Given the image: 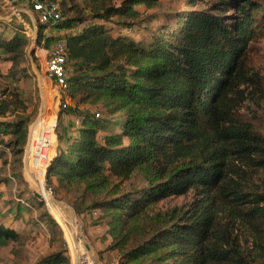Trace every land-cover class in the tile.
Here are the masks:
<instances>
[{"label":"trees","instance_id":"16d2710c","mask_svg":"<svg viewBox=\"0 0 264 264\" xmlns=\"http://www.w3.org/2000/svg\"><path fill=\"white\" fill-rule=\"evenodd\" d=\"M41 1L59 2L63 20L55 27L70 32L53 41L66 42L72 66L65 94L104 115L75 110L79 127L48 167L47 189L80 219L107 225L117 264H264V132L259 116L241 112L246 101L264 105V76L249 57L264 3L185 0L150 29L158 17L147 11L163 9V0ZM12 21H0V58L19 81L29 76L31 39ZM37 24V42L50 46ZM143 28L147 38H136ZM17 110H28L18 94H0V118ZM27 124L0 122L15 136L0 138V184L25 181ZM187 195L190 205L148 215ZM34 204L43 211L35 226L61 233L46 204L35 197ZM24 239L0 220V251ZM38 264L72 263L58 252Z\"/></svg>","mask_w":264,"mask_h":264},{"label":"rangeland","instance_id":"374dc122","mask_svg":"<svg viewBox=\"0 0 264 264\" xmlns=\"http://www.w3.org/2000/svg\"><path fill=\"white\" fill-rule=\"evenodd\" d=\"M261 1L264 3V0ZM163 2L165 4L163 9L147 11L149 15L154 14L158 17L157 20H154L148 25L150 29H155L164 21L163 19L166 11H169V9H183L185 7V0H163ZM80 3L81 8L84 10V15H89V11L84 9L81 1ZM142 11L144 12L143 8ZM9 15L10 13L8 12L3 14L2 17H8ZM35 20L36 23H38L37 19ZM4 21H8V19ZM12 22L16 24V21ZM4 24L7 25L6 23ZM32 24L31 22L29 25L32 26ZM36 25L38 27V24ZM84 25L88 24L86 23ZM83 26H81L80 29L83 28ZM45 27L46 37H48V39H53L49 43L50 47L53 46V41L55 39L63 38L70 33L59 31L55 25H45ZM74 31L77 32V30H73L72 32ZM2 33L6 39L13 34L10 29ZM147 34L148 31L143 28L140 29L135 36L136 38L141 39L144 37L145 39L147 38ZM37 38L38 31L36 34V39ZM31 46L32 39L27 48L28 63L25 65V67H27V75L29 76L25 79L19 81L12 80L9 75L11 64L0 58V94L15 92L28 107L25 113L22 112V110L8 113L5 119L0 118V122L25 120L28 123L29 131L33 127L31 146L28 154V169L24 167L23 170L25 181L0 184V220H5L6 224L18 227L23 231L25 234V244L22 246L17 245L15 247L17 250L15 251L13 245L6 244L0 251V264H38L42 259L58 252H65L71 259L72 264H100L98 258H101L103 253L105 254L108 251L107 249L106 251L100 250V252L98 250L107 245L105 240L107 238L109 239V228L106 224H94V221L89 220V218L80 219L76 216L71 206L65 201H60L58 199L63 209L62 211L56 210L52 197H55V195L53 191L47 189L45 184V153L42 158L38 157L35 153L38 134L41 131H49L54 125L57 143L53 146V151L54 153L55 151L58 152L61 146L65 144L66 137H72L75 129L79 127L78 125L80 122L75 114V110H91L95 113L96 118L100 110L80 104L78 95L71 96L72 100L69 99L68 97L70 96L62 92V90L59 91L54 83L47 81L44 73V62L42 64L41 60L37 58L34 53L29 54ZM1 55L0 52V56ZM40 57L43 60L44 55L41 54ZM249 57L251 65L264 76V21H262V27L260 28V36L250 45ZM66 69L68 73L72 72L71 65L68 64ZM43 80L45 81V89L42 85ZM60 101H64L63 103L67 104V108L61 107ZM243 106L241 112L249 118H254V115L260 117L261 128L264 132V105H262L261 108L256 103L246 101ZM103 116L104 115H101V117L97 119H104ZM46 118L47 120H45ZM38 120L39 123L37 125L36 123ZM0 131L1 141L10 142L15 139V136L9 135V133L4 132L3 129ZM1 172L4 174L2 170H0V174ZM1 178L2 176H0V179ZM34 197L44 201L49 213L61 227V233L57 232L58 234L54 236L46 227L42 225L35 226L34 221L37 220L43 211L36 204L33 206L31 205ZM59 197L64 199L63 191H61ZM192 201V195L172 197L157 205L151 206L148 215L154 216L172 212L175 209L190 205ZM27 203H30L31 209L26 206ZM99 213L100 212H98V215ZM93 217L95 218L97 216L94 215ZM115 255L117 254L115 253ZM106 264H112V262L109 261Z\"/></svg>","mask_w":264,"mask_h":264},{"label":"built area","instance_id":"2783aa9c","mask_svg":"<svg viewBox=\"0 0 264 264\" xmlns=\"http://www.w3.org/2000/svg\"><path fill=\"white\" fill-rule=\"evenodd\" d=\"M30 4V15L32 17V23L35 25H29L23 18L24 11L22 9L23 0H0V21L8 19L6 22H11L13 17L17 21L24 25L25 35L32 39V45L34 47V55L39 58L43 64L44 73L47 81L54 83V85L62 92H65L67 85V46L64 40L56 41L52 47L47 46L45 41L38 43L35 40L34 29L38 31L37 22L42 25H56L63 20L62 9L59 2L41 1V0H26ZM10 13L8 17H2L5 13ZM34 28V29H33ZM43 54L44 58L40 57ZM62 99V98H61ZM63 100V99H62ZM64 102V101H63ZM59 102L60 106L67 108V104ZM97 118L101 115L97 114ZM33 130V127H32ZM46 133V134H45ZM49 136V139L47 138ZM57 143V136L55 135V127L49 131H41L37 138V147L35 153L38 157L42 158L44 154V174L47 173L48 167L57 155V151H53V146Z\"/></svg>","mask_w":264,"mask_h":264},{"label":"crops","instance_id":"0c3cea01","mask_svg":"<svg viewBox=\"0 0 264 264\" xmlns=\"http://www.w3.org/2000/svg\"><path fill=\"white\" fill-rule=\"evenodd\" d=\"M22 9H23V11H24V14H27L31 19H32V17H31V13H30V4H28V2L26 1V0H23V2H22ZM31 21H33V20H31ZM69 99H71L72 100V98L71 97H68ZM28 129H29V127H28ZM29 131V130H28ZM5 221V220H4ZM5 223H6V221H5ZM8 225V224H7ZM9 226H12V225H9ZM12 227H14V226H12ZM14 228H16V227H14ZM107 245L105 246V247H101V249H99L98 251L100 252V250H102V251H106V249H107V247H108V245H109V243H110V240H108L107 242H105ZM115 253L116 252H110V251H108V252H106L105 254L103 253V256L100 258H98L99 260H100V264H106L107 262H109V261H111L112 262V264L114 263H116L117 264V261H118V254L117 255H115ZM114 261V262H113Z\"/></svg>","mask_w":264,"mask_h":264},{"label":"water","instance_id":"95a60500","mask_svg":"<svg viewBox=\"0 0 264 264\" xmlns=\"http://www.w3.org/2000/svg\"><path fill=\"white\" fill-rule=\"evenodd\" d=\"M33 25H34V24H33ZM34 28H36L35 25H34ZM36 34H37V30L35 31V40H37V39H36ZM33 53H34V47H33V45H32V46H31V49L29 50V54H33ZM42 110H43V108H42ZM31 138H32V129H30V131H29V135H28V143H27V146H26V148H25V156H24V167H25V169H28V167H27V163H28V150H29V146H30ZM47 191H48V190H47ZM54 198H55V197H54ZM55 199H56V198H55ZM40 201L44 202L42 199H41ZM56 201H57L58 204H61V202H60L58 199H56Z\"/></svg>","mask_w":264,"mask_h":264},{"label":"bare ground","instance_id":"6f19581e","mask_svg":"<svg viewBox=\"0 0 264 264\" xmlns=\"http://www.w3.org/2000/svg\"><path fill=\"white\" fill-rule=\"evenodd\" d=\"M42 82H43V84H42V85H43V88L45 89V88H46V86H45V81L43 80ZM42 114H43V111H42ZM45 120H47V118H46ZM38 123H39V120L37 121L36 124L38 125ZM47 138L49 139V136H48ZM30 146H31V142H30ZM30 146H29V150H30ZM29 150H28V154H29ZM52 197H53V201H54L55 206H56V207H55L56 210H58V211H62V209H63V208H62V204H58L57 201H56V199L54 198V196H52ZM74 232H75V230H74ZM75 234H76V233H75Z\"/></svg>","mask_w":264,"mask_h":264}]
</instances>
